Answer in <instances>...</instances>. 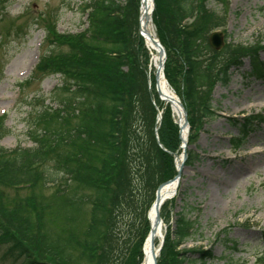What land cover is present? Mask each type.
I'll return each instance as SVG.
<instances>
[{
    "label": "trees",
    "instance_id": "trees-1",
    "mask_svg": "<svg viewBox=\"0 0 264 264\" xmlns=\"http://www.w3.org/2000/svg\"><path fill=\"white\" fill-rule=\"evenodd\" d=\"M139 7V0L124 5L84 0L83 30L46 39L35 73L60 76L63 86L58 107L38 112L32 146L3 147L6 116L0 115L2 264L143 262L148 213L159 186L177 175L174 155L181 152L182 141L171 106L165 109L149 87ZM153 21L167 52L165 77L188 112L191 146L201 120L214 116L212 88L227 86L229 71L239 69L244 59L250 60L251 74L264 76V63L258 47L217 51L211 46L210 35L223 19L205 1L155 0ZM145 53L144 68L140 55ZM261 123L260 114L238 123L235 149ZM187 155L186 166L197 157L191 149ZM39 187L54 188L47 204L34 194ZM8 190L17 198L9 199ZM26 191L31 197L22 198ZM87 205L89 218L79 226ZM46 210L53 221H61L57 231L44 220ZM168 230L158 264H207L214 258L210 250L178 251L199 232L198 219L178 213ZM187 253L199 258L191 260ZM256 262L264 264V259Z\"/></svg>",
    "mask_w": 264,
    "mask_h": 264
},
{
    "label": "rangeland",
    "instance_id": "rangeland-1",
    "mask_svg": "<svg viewBox=\"0 0 264 264\" xmlns=\"http://www.w3.org/2000/svg\"><path fill=\"white\" fill-rule=\"evenodd\" d=\"M197 1H205L207 8L223 19V26L214 31L220 34L222 50L258 47V57L264 63V0ZM83 2L0 0V115L6 116L7 127L1 140L3 147L32 146L31 135L39 130L33 128L38 112L58 107L61 77L36 74L35 68L46 39L55 41L53 35L77 34L83 30L87 21L82 13ZM162 10L170 14L166 5ZM153 25L158 34V26ZM144 55H140L143 64ZM242 66L229 71L231 79L227 86L216 84L212 88L214 116L201 120L197 135L187 148L194 150L197 157L181 174L175 198L168 200L161 210L165 235L174 226L178 213L198 219L199 232L178 251L210 250L214 258L207 264H258L256 259H264V123L256 124L242 138L241 146L234 149V139L240 136L238 123L244 117L260 114L264 121V76L251 74L249 59H244ZM171 90L179 97L172 87ZM164 104L166 109L169 105ZM246 153L261 154L253 159L263 157V160L255 164L254 170L232 176L237 167L248 161ZM212 175L227 187H215ZM53 190L39 187L34 194L39 202L47 204ZM21 194H24L22 198L32 195L28 191ZM6 195L9 199L17 198L15 191L8 190ZM89 208V205L83 208L82 212L86 213L82 214L79 226L86 225ZM43 214L51 230L57 231L61 221H53L49 210ZM186 255L191 260L199 258L197 254Z\"/></svg>",
    "mask_w": 264,
    "mask_h": 264
},
{
    "label": "bare ground",
    "instance_id": "bare-ground-1",
    "mask_svg": "<svg viewBox=\"0 0 264 264\" xmlns=\"http://www.w3.org/2000/svg\"><path fill=\"white\" fill-rule=\"evenodd\" d=\"M124 2H127L128 0H123ZM140 7H139V17H142L140 20V26L143 29L147 30V33L145 36H141L143 42H144V48L145 51L148 53L150 59H149V64L147 65L146 68V73L148 77V81L150 84V87L156 91V94L159 98V100L163 103H170L172 101L171 97H174V99L178 100L177 96L173 93L169 85L166 83L165 79L162 77L159 79L158 82H156L153 77L155 76V73L157 71V67L159 64V55L155 47L153 46V39L156 38V32L153 26V23L150 21L148 24L146 23V20L144 17L146 16H152V11H153V3L152 0H139ZM172 104V103H170ZM174 113L176 117H182V109L176 104H172ZM183 121V119H182ZM261 154H255V153H246L244 156L249 157L248 161H246L245 164L241 167H237L235 170L232 172V176L237 177L238 175L242 174L244 170H254L255 169V164L261 163L263 160V157L257 159V157ZM254 156H257L256 159H253ZM184 169L182 170V173L184 172ZM211 179L213 180V185L216 187V185H222L226 186V184L220 180V178L216 177L215 175H212ZM180 183V180H179ZM180 185V184H179ZM227 187V186H226ZM179 186L176 182L170 183L166 185V187L162 191V195L165 198V200L173 196L175 190H178ZM166 202V201H165ZM164 202V203H165ZM151 217H154V213H151ZM165 225L164 222H162L158 234L155 237V248L156 251L159 250V246L161 242L164 240L165 237ZM150 243L147 244L146 249L144 251V261L143 264H153L152 261V256L150 253Z\"/></svg>",
    "mask_w": 264,
    "mask_h": 264
},
{
    "label": "water",
    "instance_id": "water-1",
    "mask_svg": "<svg viewBox=\"0 0 264 264\" xmlns=\"http://www.w3.org/2000/svg\"><path fill=\"white\" fill-rule=\"evenodd\" d=\"M152 3H154V0H152ZM141 18L142 17H140V20H141ZM144 18H145L147 24L150 21L152 22V18L150 16H146ZM139 30H140L141 36H145L146 34H148L147 30L143 29L142 27H140ZM210 43L214 49H221L223 44H222L220 34L213 33L210 37ZM153 46L155 47V49L157 50V52L159 54V64H158L157 72H156V82H158L161 77L163 79H165L164 66H165V63L167 60V55H166V51H165L164 47L162 46V44L158 38L153 39ZM165 81H166V79H165ZM166 83H167V81H166ZM171 98H172V101H170V103L174 104L176 102V104L182 109V117L180 115V117H178V118H179L181 130L183 131L188 127L187 111H186L184 105L182 104V102L180 100H176V99H174V97H171ZM159 119H161V114H159ZM182 119H183V121H182ZM182 140L184 142V149H185L187 140H186V138H182ZM175 159L178 163V175H180L182 167L184 165V161L186 160V152L183 154V156L181 158L178 155H175ZM177 179H178V177L175 178L173 181H169L167 183L162 184L158 188L157 193H156V200H155L154 205L152 206L151 211L149 213V219L151 222V230H150V234L146 240V243L144 246V251L146 249L147 244L150 243V245H151L150 253L152 256L153 264H158V256H159L161 246H162V244H161L159 250L156 251L155 237L158 234L159 228H160L161 223H162L160 210H161V205H162L163 201L165 200V198L162 195V191L166 187V185L177 181ZM152 212L154 213L153 218L151 217Z\"/></svg>",
    "mask_w": 264,
    "mask_h": 264
}]
</instances>
